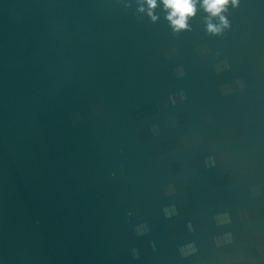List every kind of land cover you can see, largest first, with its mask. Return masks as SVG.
Masks as SVG:
<instances>
[{
    "label": "water",
    "instance_id": "1",
    "mask_svg": "<svg viewBox=\"0 0 264 264\" xmlns=\"http://www.w3.org/2000/svg\"><path fill=\"white\" fill-rule=\"evenodd\" d=\"M196 9L0 0V264H264V0Z\"/></svg>",
    "mask_w": 264,
    "mask_h": 264
},
{
    "label": "clouds",
    "instance_id": "2",
    "mask_svg": "<svg viewBox=\"0 0 264 264\" xmlns=\"http://www.w3.org/2000/svg\"><path fill=\"white\" fill-rule=\"evenodd\" d=\"M144 2L148 6V15L153 21L157 20V16L153 14V10L157 7V0H144ZM162 3L168 13L166 19L170 22L174 32L186 29L188 19L195 16L197 11V0H162ZM231 3L235 6L238 0H231ZM228 4L229 0H202V7L209 14L207 29L210 33L217 34L223 28L228 27V21L222 14L227 11ZM139 10L143 12L144 8L141 7ZM212 18H218L220 24L212 23ZM165 211L167 212V210ZM138 234L140 233L138 232Z\"/></svg>",
    "mask_w": 264,
    "mask_h": 264
}]
</instances>
